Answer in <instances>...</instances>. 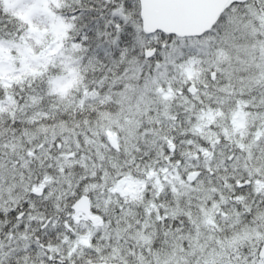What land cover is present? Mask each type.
Listing matches in <instances>:
<instances>
[{
  "label": "snow or ice",
  "instance_id": "obj_1",
  "mask_svg": "<svg viewBox=\"0 0 264 264\" xmlns=\"http://www.w3.org/2000/svg\"><path fill=\"white\" fill-rule=\"evenodd\" d=\"M0 264H264V0H0Z\"/></svg>",
  "mask_w": 264,
  "mask_h": 264
}]
</instances>
